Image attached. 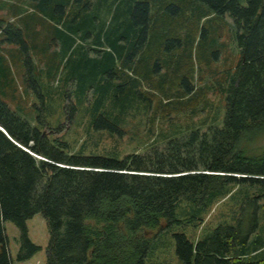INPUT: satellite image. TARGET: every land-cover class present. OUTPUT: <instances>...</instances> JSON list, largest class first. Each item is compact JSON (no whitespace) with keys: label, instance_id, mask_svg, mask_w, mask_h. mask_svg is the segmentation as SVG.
<instances>
[{"label":"trees","instance_id":"16d2710c","mask_svg":"<svg viewBox=\"0 0 264 264\" xmlns=\"http://www.w3.org/2000/svg\"><path fill=\"white\" fill-rule=\"evenodd\" d=\"M31 2L30 28H56L65 19L91 30L95 56L75 63V89L64 92L69 120L87 102L91 130L122 136L125 118L149 109L153 93L175 101L193 95L192 53L201 54L209 36L204 23L195 30L210 15L233 20L240 60L221 88L226 103L220 125L188 129L161 149L152 145L121 160L69 153L68 143L43 131L46 124L31 127L0 95V264H12L6 221L20 234L18 261L39 250L26 226L38 213L49 235L46 264H145L151 232L174 224L197 230L240 186L254 191L248 206L196 239L173 234L175 254L181 264H264V207L258 203L264 198V0H247L246 6L238 0ZM0 35L26 55V83L44 106L22 29L0 19ZM3 60L1 55L0 69L7 73ZM164 67L177 75L184 70L175 94L165 88Z\"/></svg>","mask_w":264,"mask_h":264},{"label":"rangeland","instance_id":"374dc122","mask_svg":"<svg viewBox=\"0 0 264 264\" xmlns=\"http://www.w3.org/2000/svg\"><path fill=\"white\" fill-rule=\"evenodd\" d=\"M238 1L243 6L247 4V0ZM32 4L31 0H0V19L8 22L7 20L17 15V8L26 7V15L22 19L9 23L23 31L29 47L32 76L46 96V103L43 106L32 87L26 83L28 72L26 55L16 45L7 43H0V53L4 56L2 62L9 72L8 79L11 85L5 87L0 85V91L3 90L5 93L0 95L10 109L26 120L31 127L40 128V123L46 124L43 131L50 139L56 138L68 143L69 153H77L82 157L121 160L129 154H144L152 145H157L161 149L169 139L177 134H184L188 129L197 127L205 130L211 124L220 125L223 122L226 94L221 88L227 87L229 77L234 73L240 60L237 30L228 15L213 14L216 17L210 15L196 27L197 34L199 25L204 23L205 28L209 30V36L202 45V53L195 52V49L192 53L193 68L190 73L194 94L184 96L182 101H175L174 97L165 100L158 91L157 94L153 93L149 109L132 110L125 118L124 133L119 136L91 130L88 126L90 116L84 112L83 106H87V102L83 105L79 103V106L77 104L79 109L73 113L70 120L64 109L69 104L65 102L68 99L64 92H71L76 85V81L72 80V70L77 67L75 63L95 56L91 51L93 42L89 37L90 28L71 26L65 19L59 25H55L56 28L53 24L51 26L39 24L36 28L33 26L30 28L27 21L28 14L33 12ZM213 53H216V58L212 56ZM183 73L184 70L177 75L173 74L171 68H161L160 75L165 74L168 76L166 79H169L165 85V88L170 87L168 94H175L179 90L178 77ZM158 82V79H152L153 86ZM65 86H69L67 90ZM71 95L74 101V96ZM86 99L91 100V93L87 94ZM72 104L76 107L75 103ZM39 115H42L40 121L37 118ZM234 191L230 199H223L213 207L204 224L197 230L191 227L182 229L181 226L174 224L160 234L151 232L148 235L151 240L145 264H181L175 254L173 234L184 232L189 238L196 239L202 232L203 234L212 232L222 221H231L233 218L230 217L235 216L242 206H248L249 199L254 197L252 195L254 191L244 186ZM258 203L264 207V198L258 200ZM261 216H264V209ZM3 226L12 264H46L49 235L46 221L41 214L34 215L26 222L28 238L39 247V250L25 261L17 260L20 247L19 231L9 221L4 222Z\"/></svg>","mask_w":264,"mask_h":264},{"label":"crops","instance_id":"0c3cea01","mask_svg":"<svg viewBox=\"0 0 264 264\" xmlns=\"http://www.w3.org/2000/svg\"><path fill=\"white\" fill-rule=\"evenodd\" d=\"M16 12H17V15L15 16L14 15V17H12L10 20H7L8 22H15L16 20H18V19H22L23 18V16L24 15H26V7H20V8H17V10H16ZM32 25V24H31ZM37 26H35V28H36ZM1 36V35H0ZM0 43H2L1 41H0ZM1 47V46H0ZM1 55H2V53H0ZM0 55V56H1ZM9 72H7V73H3L2 71H1V69H0V85L1 86H7L8 84H11L10 83V81H9V79H8V77H9V74H8Z\"/></svg>","mask_w":264,"mask_h":264}]
</instances>
